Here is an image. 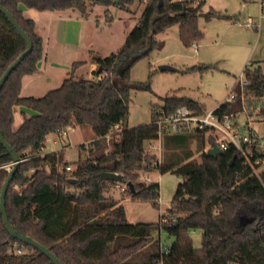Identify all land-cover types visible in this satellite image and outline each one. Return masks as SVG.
I'll return each mask as SVG.
<instances>
[{
    "label": "trees",
    "instance_id": "16d2710c",
    "mask_svg": "<svg viewBox=\"0 0 264 264\" xmlns=\"http://www.w3.org/2000/svg\"><path fill=\"white\" fill-rule=\"evenodd\" d=\"M140 1L144 0H0L34 44L0 91V128L22 160L7 192L9 219L14 228L48 247L63 264H264V170L261 177L253 175L234 145L223 153L209 154L207 144L219 143L210 127L165 133L162 160L147 153L149 142L159 137L155 123L158 110L169 116L187 105L204 113L200 103L187 96L167 95L161 105H155L150 123L134 127L126 124L131 92L143 87L131 79V70L139 60L164 47L158 34L178 24L181 39L189 47L204 38L200 17L230 15L214 9L203 12L202 4L196 5L195 0H147L119 52L106 57L93 54L98 65L96 78L77 77L76 70L86 64L77 61L72 65V75L59 87L41 97L21 94L23 78L38 72L45 51L44 40L35 30L36 22L25 15V8L72 11L87 17L90 3L131 12ZM27 48V42L0 11V78ZM212 67L199 65L183 71L203 73ZM101 74L105 76L98 78ZM245 76L248 90L264 97L262 66L258 62L248 64ZM234 90L240 93L239 87ZM16 106L33 111L28 115L23 110V121L17 127ZM242 109V99L238 97L222 103L215 113L224 119ZM76 126L91 128L95 135L88 147L81 144L88 151L86 157L61 164L58 152L44 154L49 134L63 135V131ZM250 148L254 162L264 159V148L259 142ZM13 166L12 154L0 140V196ZM154 169L162 173L173 171L183 177L172 208L158 224L175 241L171 246H160L149 261L130 262L149 243L153 227L127 219L124 206L106 195L108 184L117 181L102 179V173L121 174L120 182L127 184L125 192L133 200L148 201L159 208V184L139 181V171ZM71 178L77 181L71 182ZM196 229L203 233L202 248H196L189 235L190 230ZM119 235L134 237L136 241L113 247ZM17 247L23 249L21 254L16 252ZM0 264H55L46 254L8 232L1 206Z\"/></svg>",
    "mask_w": 264,
    "mask_h": 264
},
{
    "label": "rangeland",
    "instance_id": "374dc122",
    "mask_svg": "<svg viewBox=\"0 0 264 264\" xmlns=\"http://www.w3.org/2000/svg\"><path fill=\"white\" fill-rule=\"evenodd\" d=\"M199 2L197 1L195 4L198 5ZM146 3L147 0L137 2L132 6V13L125 12L118 6H111L110 11L115 16L112 21L107 20L104 7L90 3V13L97 6L92 24L98 25L99 30L104 29L105 31L103 38L97 37L94 41L98 51H101L99 50L101 47L102 53H106L114 47L113 37H118L120 26H123L124 22L120 16H133L135 13L139 15ZM257 5L256 0H207L205 8L209 9L210 6H213L223 13L236 15H234L235 19L231 21L220 19L207 21L200 17L199 25L204 32V38L198 41V44L202 46V50L199 52H196L193 45L187 47L183 43L178 24L158 34V38L165 42L164 47L152 51L149 56L139 60L131 70V79L143 84V87L131 92L130 114L126 124L129 127H134L150 123L155 105H161L163 97L173 94L196 99L205 113H208L228 101L230 94L236 91L234 88L239 82L241 74L245 73L247 64L261 61L264 71V18L260 21L259 29L246 25L250 15L258 20ZM105 38L112 39L109 43L107 42V46L103 44ZM81 51H84L85 59L89 57L84 45L81 46ZM96 55L101 56L100 53H96ZM163 64L175 66L180 71H161L159 66ZM199 65H212L213 67L203 73L199 71L185 73L183 71ZM89 68L90 66L79 67L76 72L77 77L88 78ZM71 75L72 70L67 77ZM90 78H96V76L93 75ZM242 103V111L234 114L236 125L232 129V133L238 132V139L248 134L249 132L247 133L243 128L250 119L253 122V133L259 139V146L264 148V97H257L250 93ZM31 114L33 111L29 110L28 115ZM22 119L23 117L16 120L15 127ZM67 131L66 135L49 134L44 148L47 153L58 152L61 164L74 163L80 158L86 157L88 151L82 148L81 144L88 147L91 139H94L95 136L91 128L80 126L70 127ZM214 136L217 141L230 139L218 131L214 132ZM108 144L109 148H112V145ZM153 145V149L149 147V144L147 145V153L156 155L159 160H162L163 151L158 153L160 141H154ZM192 147L195 149L196 141L193 142ZM207 147L210 149V144H207ZM196 158L201 160L199 154L196 155ZM139 175L140 182L159 184L161 193L159 208L148 201L133 200L122 189L125 183L120 181L108 184L106 191L107 196L116 199L119 204L124 206L127 219L131 223H147L153 227L149 243L138 254L130 258L129 261L135 263L149 261L152 254L160 250V246H171L175 241V237L170 235L166 229L158 228V224L162 223L163 214L172 208L178 186L183 181V177L179 174L173 171L162 173L159 169L141 170ZM189 235L196 248L203 247V233L200 229L190 230ZM135 241L134 237L119 235L116 237L113 247L132 244Z\"/></svg>",
    "mask_w": 264,
    "mask_h": 264
},
{
    "label": "crops",
    "instance_id": "0c3cea01",
    "mask_svg": "<svg viewBox=\"0 0 264 264\" xmlns=\"http://www.w3.org/2000/svg\"><path fill=\"white\" fill-rule=\"evenodd\" d=\"M197 1H200L199 4H202L203 12L204 11L207 12L210 9L216 10L213 6H210L209 9L205 8L207 0H195V2ZM97 6L94 7L92 12L87 17H84L76 12H71V11H66V12L38 11L32 8H25V15L27 17L34 19V21L36 22L35 30L36 33L40 35L44 40L45 51H44V57L39 62L38 72L31 75H26L23 78L22 93H21L22 96L41 97L50 90L59 87L64 82L65 79L69 78L67 77L69 72H71V70L73 72L72 65L74 64V62L77 61L86 62V64L83 65L82 67L90 66L89 68L90 74L88 75L89 76L88 78L92 77L94 75V72L98 68V65L93 61V54L100 53L101 56L106 57L111 55L112 53H118L119 50L126 43L130 32L137 25L139 18L143 13L142 11V13L139 15L135 13L133 14V16L132 15L131 16L127 15L126 17L120 16V18L124 22H123V26H120L118 37L117 38L113 37V40L115 41L114 42L115 45L113 48L109 49L106 53H102L103 49H101L100 47L99 50L101 51H98V48L95 45L94 41L97 37H99L100 39L103 38V33H105V31L104 29L99 30V28L97 27L98 25L92 24L93 22L92 19H94L93 15L96 13ZM104 9L106 11L105 16L107 20L109 21L114 20L115 16L110 11V7L109 8L104 7ZM258 10H259V6H258ZM216 11H220V10H216ZM225 14L230 15V17L212 18V19H206L205 17L203 18L206 19L207 21H211L213 19L231 21L235 19L234 15L236 14L234 15L229 13H225ZM110 33L112 34V32ZM103 41H104L103 42L104 46H107V42L109 43L110 41H112V39L105 38ZM82 45L85 46V48L89 53L88 54L89 57L86 59L83 55L84 51L83 52L81 51ZM258 63L261 65V61ZM78 70L79 69H77L76 72ZM104 76L105 74H101L98 78H102ZM236 86L240 88L239 82L237 83ZM23 110H25L28 114L30 109L28 110V108H24L21 106L15 107L16 120L18 118L23 117L22 114ZM22 121L20 120L19 125L22 123ZM93 138H95V136ZM92 140L93 139H91V141ZM44 154H49V153H47L44 150Z\"/></svg>",
    "mask_w": 264,
    "mask_h": 264
},
{
    "label": "built area",
    "instance_id": "2783aa9c",
    "mask_svg": "<svg viewBox=\"0 0 264 264\" xmlns=\"http://www.w3.org/2000/svg\"><path fill=\"white\" fill-rule=\"evenodd\" d=\"M182 1V0H179ZM259 6V22L254 19V17L249 16L246 22V25L250 28L259 29L260 21L264 18V0H257ZM196 52L202 50V46L198 44V41H194L192 43ZM240 84V93L238 94L236 91L232 92L228 98V101H234L236 98L241 97L242 102L245 101L246 97L251 93L248 90L249 81L247 80L245 73L241 74L239 78ZM215 109L209 111L208 113H199L187 105H182L176 109V111L169 115L165 116L163 110H158L157 118L155 123L158 125L159 137L157 140L160 141V148L158 153H162V138L163 135L167 132H176L179 130H183L185 128L193 129V128H205L210 127L214 132H221L225 134L230 139L227 140H218L219 146L223 150H227L231 145H234L242 154L244 158V164L250 166L253 170V175L261 177V171L264 170L263 163L264 159H258L255 162L252 160L253 151L251 150V146L259 142L257 136L253 133V122L248 119L247 124L244 126V130L248 133L242 136L240 139L237 138L238 132L232 133V129L236 125L234 120V114L226 115L224 119H220V117L215 113ZM70 128V127H69ZM67 129L63 131V135L67 134ZM109 138V137H108ZM154 142V141H153ZM153 142H149V147L154 148ZM244 143V145L242 144ZM152 148V149H153ZM68 170H71V166L67 167ZM123 190L127 189V184L122 186ZM16 252L21 254L23 252L22 248L17 247Z\"/></svg>",
    "mask_w": 264,
    "mask_h": 264
},
{
    "label": "water",
    "instance_id": "95a60500",
    "mask_svg": "<svg viewBox=\"0 0 264 264\" xmlns=\"http://www.w3.org/2000/svg\"><path fill=\"white\" fill-rule=\"evenodd\" d=\"M0 11L3 12L7 18L10 20V22L14 25V27L17 29V31L20 33V35L24 38V40L27 42L28 48L22 52L14 62H12L9 67L6 69V71L4 72V74L1 76L0 78V91L2 90L3 86L5 85L7 79L9 78V76L11 75V73L18 67V65L25 59V57L30 54L34 48V44L33 41L31 39V37L29 36V34L25 31V29L19 24V22L17 21V19L15 18V16L11 13L10 10H8L3 4L0 3ZM159 69L161 71H180L178 68H176L175 66H172L170 64H163L159 66ZM0 140L1 142L4 144V146L9 150V152L12 154L13 157V168L6 180V182L4 183L3 186V190L0 196V206H1V211L3 213L4 216V223L5 226L8 230V232L15 238L18 239L30 246H33L35 248H37L38 250H40L41 252H43L44 254H46L55 264H63L61 262V260L45 245L41 244L40 242H38L37 240H35L33 237L26 235L25 233H23L22 231L16 229L13 227L10 219H9V215L7 212V207H6V197H7V192H8V188L22 162L20 155L18 154V152L13 148V146H11V144L5 139L3 132L0 128ZM242 144L244 145V143L242 142ZM223 149L219 146V144L217 142H214L211 146V148L208 150L209 154L213 155V154H220L223 153ZM102 179L104 180H113V181H121L122 179V175L116 172H103L102 173ZM71 182H76L77 180L74 178L70 179ZM128 185L130 186V188L135 191V186L132 182H129Z\"/></svg>",
    "mask_w": 264,
    "mask_h": 264
}]
</instances>
